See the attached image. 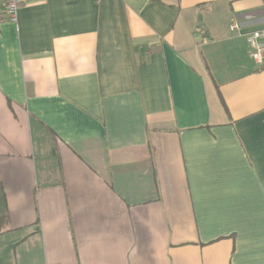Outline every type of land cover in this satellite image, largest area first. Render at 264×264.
Instances as JSON below:
<instances>
[{"label":"crops","instance_id":"obj_1","mask_svg":"<svg viewBox=\"0 0 264 264\" xmlns=\"http://www.w3.org/2000/svg\"><path fill=\"white\" fill-rule=\"evenodd\" d=\"M259 28L264 0H0V264H264Z\"/></svg>","mask_w":264,"mask_h":264},{"label":"built area","instance_id":"obj_2","mask_svg":"<svg viewBox=\"0 0 264 264\" xmlns=\"http://www.w3.org/2000/svg\"><path fill=\"white\" fill-rule=\"evenodd\" d=\"M23 0H5V8L8 18L18 23L19 10ZM233 28L240 29L239 23H234ZM251 55L258 64H264V28L254 29L247 34Z\"/></svg>","mask_w":264,"mask_h":264}]
</instances>
